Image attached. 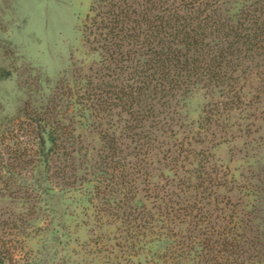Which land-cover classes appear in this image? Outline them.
<instances>
[{"label":"trees","instance_id":"obj_1","mask_svg":"<svg viewBox=\"0 0 264 264\" xmlns=\"http://www.w3.org/2000/svg\"><path fill=\"white\" fill-rule=\"evenodd\" d=\"M81 35L95 58L23 113L36 141L12 148L8 182L50 211L55 184L89 197L116 229V264H264V155L240 209L211 153L256 134L235 112L264 119V0H99ZM196 90L212 100L187 125L179 108ZM0 264L27 263L3 243Z\"/></svg>","mask_w":264,"mask_h":264},{"label":"rangeland","instance_id":"obj_2","mask_svg":"<svg viewBox=\"0 0 264 264\" xmlns=\"http://www.w3.org/2000/svg\"><path fill=\"white\" fill-rule=\"evenodd\" d=\"M98 1L0 0V245L16 251L18 259L27 264L41 259L45 264H116L115 255H120L119 250L110 253L108 247L115 227L106 225V218L98 220L89 197L79 191H63L55 184L57 195L51 211L48 205L32 206L24 200L25 190L10 184L2 169L12 162L9 153L18 141H36L31 122L23 113L46 104V91H54L60 78H71L74 69L88 67L95 58L83 46L81 28ZM258 85L255 79L248 90ZM211 100L204 90L191 93L179 108L183 121L187 125L198 122ZM261 111L264 103L256 111L264 117ZM233 115L232 122L241 123L243 131L256 132V141L247 149L246 142L253 136L230 139L211 153L221 181L228 179L221 197H230V203L242 209L239 204L244 201L246 187L258 172L256 159L264 155V119L238 120L240 114ZM93 145L101 146L98 141ZM30 172L25 168L22 177L28 178ZM250 215L252 219L255 214ZM261 215L255 224L263 223ZM106 246L109 251H105Z\"/></svg>","mask_w":264,"mask_h":264}]
</instances>
